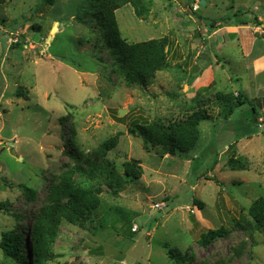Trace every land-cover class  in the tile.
Wrapping results in <instances>:
<instances>
[{
    "label": "rangeland",
    "instance_id": "1",
    "mask_svg": "<svg viewBox=\"0 0 264 264\" xmlns=\"http://www.w3.org/2000/svg\"><path fill=\"white\" fill-rule=\"evenodd\" d=\"M206 1L148 0L146 18L129 4L116 9L127 41L168 40L167 67L145 84L126 82L105 42L98 0L0 4V201L7 203L0 209V237L19 229L28 240L62 172L91 155L101 206L80 225L60 220L55 257L47 264H174L168 254L173 248L188 256L189 264H264V230L248 214L252 201L264 197V114L251 120L249 107L242 106L226 121L221 108L209 102L213 118L200 122L199 140L187 153H164L137 126L182 118L198 95L233 91L212 84L191 87L214 58L198 50L199 33L211 20L236 18L240 4L253 8L264 0ZM251 12L256 13L241 17ZM241 123L252 130L243 133ZM114 135L115 146L95 154ZM230 158L245 168L231 169ZM130 160L142 169L137 179L124 173L123 163ZM73 177L84 179L78 172ZM18 184L36 194L29 197ZM221 225L227 229L223 238L207 246L198 242L203 230ZM0 264L16 263L0 249Z\"/></svg>",
    "mask_w": 264,
    "mask_h": 264
},
{
    "label": "trees",
    "instance_id": "2",
    "mask_svg": "<svg viewBox=\"0 0 264 264\" xmlns=\"http://www.w3.org/2000/svg\"><path fill=\"white\" fill-rule=\"evenodd\" d=\"M45 1L48 4L54 2V0ZM5 2L6 0H0V4ZM124 4L131 5L138 17L146 18L149 13L148 0H98L100 18L105 28V42L108 48L117 55L126 82L128 84L134 82L145 84V81L151 78L155 72L167 67L166 47L168 40L165 36L135 42H129L123 38L119 31L115 11ZM246 13L249 11L237 9L234 16L240 23L244 24L248 20L241 16ZM198 18L202 17L198 15ZM216 21L217 19L211 20L209 25L214 26ZM250 21L255 25L261 24V21L253 13H251ZM54 22L55 26L58 21L55 20ZM195 99L194 108L182 118L149 123L148 127L137 125L141 129L140 132L144 134L146 140L153 144L152 146L161 147L164 153H187L196 146L199 140L200 122L213 118L207 108L209 102H213L214 105L221 108V118L226 121L237 108L242 106L249 107L251 120H256L261 114H264V111H261L262 105L264 106V98H251L241 90L216 91L211 98L198 95ZM245 126L242 127L244 129L242 131L248 134L252 129L248 124ZM116 142L117 135L109 137L100 144L95 154L102 155L113 148ZM92 158L91 155H83L80 162L62 172L59 182L51 188L49 202L43 205L36 214L29 229L28 240L24 239L26 235L19 229V231L10 229L1 233L0 249L5 257L12 259L16 264H47L49 260L55 257L52 252V245L60 220L64 218L69 223L80 225L85 220L92 218L102 203V199L91 180L96 171L95 159ZM215 163L216 161L211 168L214 167ZM228 165L231 169L245 168L244 164L240 163V159L237 158H230ZM123 166L124 173L129 179H137L141 176L142 169L136 160L125 161ZM75 172L82 174L84 179L74 180L73 174ZM211 179L219 184L216 178ZM2 183L12 185L7 180H3ZM17 186L29 197L36 194V191L29 186L24 184ZM192 202L198 204L199 207L202 205L195 198L192 199ZM6 204V202L0 201V209H4ZM248 214L252 217L255 227L264 230L263 196L252 201L248 208ZM226 233L227 229L223 225L217 228H207L200 233L198 242L207 246L212 241L223 238ZM168 254L174 260V264H189V257L178 248L170 249Z\"/></svg>",
    "mask_w": 264,
    "mask_h": 264
},
{
    "label": "crops",
    "instance_id": "3",
    "mask_svg": "<svg viewBox=\"0 0 264 264\" xmlns=\"http://www.w3.org/2000/svg\"><path fill=\"white\" fill-rule=\"evenodd\" d=\"M208 3L206 1V4ZM239 7L237 9L256 11L251 13L258 17L261 24L252 23L250 14L245 17L248 21L244 24L240 23L237 17L221 18L214 26H209L200 32L201 45L198 50L209 53L214 58H209V64L200 70L197 77H194L191 87L212 84L215 87H230L229 90L233 91L241 90L251 98H264V3L261 5L254 3L253 8L246 4H240ZM198 10L199 8L196 11ZM205 19L207 17L204 18V22ZM206 23L205 25L208 26ZM229 46H233L234 49L230 51ZM212 50L215 51V55ZM220 50L222 52H219L218 58L217 51ZM261 111H264L263 105ZM230 120L231 116L227 121ZM241 125L243 128L246 127L245 123Z\"/></svg>",
    "mask_w": 264,
    "mask_h": 264
},
{
    "label": "water",
    "instance_id": "4",
    "mask_svg": "<svg viewBox=\"0 0 264 264\" xmlns=\"http://www.w3.org/2000/svg\"><path fill=\"white\" fill-rule=\"evenodd\" d=\"M199 3L204 5L206 3V0H200ZM54 24H55V22H54ZM54 24L50 28V31H49L50 34L53 32V26H54ZM48 38H50V35L48 36ZM118 113H119V115H122L124 113L123 109H119Z\"/></svg>",
    "mask_w": 264,
    "mask_h": 264
},
{
    "label": "built area",
    "instance_id": "5",
    "mask_svg": "<svg viewBox=\"0 0 264 264\" xmlns=\"http://www.w3.org/2000/svg\"><path fill=\"white\" fill-rule=\"evenodd\" d=\"M199 7L198 3H195L193 5V9L196 10L197 8ZM259 120H261L262 118L261 117H258ZM135 229V228H134Z\"/></svg>",
    "mask_w": 264,
    "mask_h": 264
},
{
    "label": "clouds",
    "instance_id": "6",
    "mask_svg": "<svg viewBox=\"0 0 264 264\" xmlns=\"http://www.w3.org/2000/svg\"><path fill=\"white\" fill-rule=\"evenodd\" d=\"M197 10V9H196Z\"/></svg>",
    "mask_w": 264,
    "mask_h": 264
}]
</instances>
